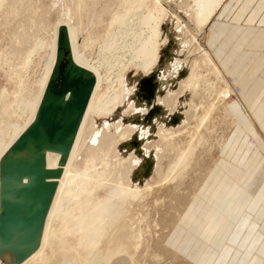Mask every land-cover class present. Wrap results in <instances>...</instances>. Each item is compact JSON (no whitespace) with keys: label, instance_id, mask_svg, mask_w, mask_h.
Listing matches in <instances>:
<instances>
[{"label":"bare ground","instance_id":"bare-ground-1","mask_svg":"<svg viewBox=\"0 0 264 264\" xmlns=\"http://www.w3.org/2000/svg\"><path fill=\"white\" fill-rule=\"evenodd\" d=\"M64 1L65 0H55L53 6H50V10L47 8L49 15L51 16V12L59 5L62 7ZM67 1L70 3V6H66L67 8L63 7L65 12L63 11V17H61L62 20L60 17L61 21L58 20L59 23H61L57 24L58 26L55 31H52L53 36L48 40L47 32L49 29H52V23L49 18L48 21H46L41 15L43 10L41 4H34L36 2H33V0H0V73L4 74L12 84L18 85L20 91L25 86V71L30 65H32L34 57L38 55L42 48L46 47V49H50L53 55L52 58L55 60L57 33L60 25H64L67 28L72 55L78 65L81 64L82 60L85 58L88 48H92V45L89 47V44H87L88 48H85L86 51L83 52V54H80L78 52L80 48L76 45L79 41V36H81L80 33L83 31H80V28H77L74 32H71V28L74 18L79 20L86 17V19L91 21L96 13V5L102 0ZM116 1L118 3V8L116 6L115 12L113 10L114 15H111L112 17L110 18V30L107 35L106 33L104 35V37L106 36V39L103 40L104 45L101 46L100 51H102L103 55H109L111 59L118 62L117 66L120 68L117 74V80L120 89H117L118 91L114 90L113 94L110 96L103 97L98 101L94 100L95 91L100 82L99 78L95 76L96 88L94 87L93 89L87 109L74 140V143L81 148L88 146L85 149L86 154L83 162L85 163L84 168L87 167L86 170H92L93 167L99 163L104 166L102 169L99 168L100 170H95L92 175H88L92 176V178L83 176L85 179L81 181V183H83L80 185L83 186L81 189V197H85L83 200L79 199L74 205L73 201L75 203V200L72 199V207H75L81 212L80 214L78 212L80 216L76 215L77 212L72 211L71 206L64 209L61 216L54 213L55 211L53 210L55 205L58 207L60 203L63 205V202H68L64 195L67 194V189H70L68 187L73 186V184L77 182L75 179L74 181H69L65 177H60L57 181V190L44 227H46L48 230L47 232L51 235L50 238L52 239V243L54 242V245L51 243L52 247L55 246V242L58 241V243L64 244L61 247L62 250H59V252H64L61 253L63 255L65 254V257H63L60 262L58 261L59 264H129L127 260V258L130 259L129 256H124V261L121 260L120 262H115V258H112V261H109V256L113 253L115 247L120 241L118 239L122 237L121 230L120 228L116 229V225L125 214L131 212L136 213L139 211L141 206H143L142 203L145 205L146 201H148L147 199H150L149 197L153 195V193L161 192L165 187L171 185L180 187L185 179L187 169L185 166L189 164L186 163L187 158L192 157L196 153L198 154V151L202 149H199L198 147V150H196L195 146L192 149V146L190 147V145H187L189 146L187 147L186 144H184V141H186L187 138L186 140H181L179 144L173 143L172 140L175 139L174 133L172 131L169 132L170 130L167 129V125H169L170 121L172 122V125L174 121L180 122V124H192L195 121L194 119H196V117L194 119H192V117L196 116L197 112H203L204 107L207 105L204 103V100L209 99V94H219V90L216 88L217 86L214 87V82L210 81V77L212 76H215L216 85L224 83L227 87V92L234 99L238 98L237 93L234 92L232 88L233 85H231V81L225 77L226 74L216 63L212 53L198 48L196 49L198 52L196 51L194 54L197 59L196 63H194L195 65H193L194 67L192 66V75L190 74L191 76H189V80L181 83L180 90L177 93L180 96H184L187 92H191L190 94H192L195 99L194 104L196 106L191 110L189 109L190 111L188 110V116L187 113L185 114L179 111L178 99L169 97L162 98L159 96L160 90H157L158 85L155 79H153L152 74L159 67L161 52L167 44V40L163 38V27L169 16L168 10L163 6L162 0ZM226 1L227 0H195L197 9H194L192 13H189V10H186V12L193 16L192 20L194 19V22L198 27L197 29L203 32V30L208 29L211 21ZM72 3L74 5L71 8ZM183 4L186 6L185 3ZM108 9L110 10V8ZM107 12V9L101 10V12H99V20H102V15L104 13L107 14ZM99 23L100 22H98V24ZM85 25L87 26V24ZM5 42L7 43L5 44ZM91 42L93 43L94 39H92ZM108 65L111 66L112 62L109 61ZM81 66L88 69L87 65L84 63ZM131 71H135L137 76L140 74L143 75V77L141 76V85L145 90V98L147 101L151 103V101L156 98L152 107L147 111H143L142 115H150V118H152L156 124L162 119V124L159 123L158 126L159 134L157 135L160 137L158 142L151 141L149 137H154L155 134H151V131L149 130H145L146 132H144V130L139 127H125L123 123L124 119L131 114H135L133 110L135 104L133 105V103L128 106L127 111L124 112L117 124L111 125L108 121L111 118H114L117 111L126 105L132 95V92L128 89V77ZM208 89L210 90L208 91ZM43 91L40 92V96H42ZM22 99L19 98L17 102V107L21 109V114L25 113L26 107L29 105L26 100ZM208 104L212 105V103ZM219 105L228 112V116L231 118V112L228 110L227 105L223 104V102L219 103ZM191 106L193 105L191 104ZM94 117L97 120L103 119L102 121L105 122V126L101 129V132H99L100 128L97 127L98 123ZM247 118L248 116L246 115V119ZM89 126L90 133L88 132L87 134V132H85L86 135H84L83 132ZM110 126L120 130L117 134H111V131L109 130L111 128ZM122 127H124V129ZM191 130H194V128ZM196 131L198 134L199 131ZM191 132L195 133L194 131ZM90 135L94 136L93 141L89 140ZM136 138L137 140H135ZM190 138L193 140L192 137ZM197 142H200L198 141V138ZM74 143L71 151L74 149ZM125 145H130L132 147V151L128 157H123L120 151L121 147H124ZM154 166L155 168H153ZM191 166L192 165H190V167ZM75 167H77V165ZM152 169L154 182L152 181V183H149V188H147L145 192H142L137 187L133 189V181L130 177L135 176L134 178L139 177L144 179L146 173L151 174ZM68 175H70V173ZM79 176L82 177L81 175ZM79 182L80 181H78V184H80ZM80 186L78 187L80 188ZM78 187L77 189H79ZM116 189L120 190L118 192H121L120 195L122 193L126 194L127 191L130 196L132 195L131 199H126L128 198V195L117 198L115 197L116 195L112 196L115 192L112 194L109 193L113 190L116 191ZM105 193L109 194L105 195ZM78 197L80 198L79 195ZM144 200L146 201L144 202ZM126 203L133 206V209L130 210V208H125L124 206ZM59 208H61V206L57 209L59 210ZM73 212L77 217L74 214L73 217L70 215V213L72 214ZM58 224L61 226L59 228L60 231L57 230V227L59 226ZM55 225L56 227H54ZM111 227H115L113 233H110L109 231ZM60 237H62L61 240ZM56 246L58 245L56 244ZM60 246L61 245L59 244V247ZM59 247L56 248L59 249ZM177 259H179L178 256Z\"/></svg>","mask_w":264,"mask_h":264},{"label":"rangeland","instance_id":"rangeland-1","mask_svg":"<svg viewBox=\"0 0 264 264\" xmlns=\"http://www.w3.org/2000/svg\"><path fill=\"white\" fill-rule=\"evenodd\" d=\"M54 1L55 0H38V1L33 0V2H36L34 4L42 5L43 10L41 15L44 17L46 21H48L49 18L50 22L52 23V29H49L47 32L48 40H50L51 37L53 36V32L58 26L57 24L61 23V22L59 23L58 20H60V18L63 17V13L65 12L63 7L67 8L66 6H70V3H68V1L65 0L64 3H62L63 4L62 7H60V5L56 7L51 12L52 14L50 16L48 10H50L49 9L50 6L51 7L53 6ZM183 3H185L186 6H184ZM162 4L168 10V14H169L163 27V38L167 40V44L161 52V60L159 67L154 71L152 77L153 79H155L158 85L157 90H160L159 96H161L162 98L169 97L173 99L175 98L178 99V101L177 100L175 101H177L179 104V111L185 114L187 113L188 116V110L189 109L191 110L196 106L194 104L195 99L193 98V95L190 94L191 92H187V94L184 95L185 97L180 96L177 93L180 90L181 83L189 80L190 79L189 76L192 75V70H193L192 66L195 65L194 63H196V59H197V57L194 55L195 52L197 51L196 49L198 48L201 50L209 51L205 46L207 33H209V30L208 29L203 30L202 32L199 29H197L198 27L196 26L194 19L192 20L193 16L189 15L190 12L192 13L194 9L195 10L197 9L195 5V0H162ZM73 5L74 4L72 3L71 8L73 7ZM116 6L118 8V3L116 0H102L96 5L95 7L96 13L94 14V17L91 19V21L89 19H86V17H83L82 19L79 20L74 18L71 28V32H74V30L77 28L78 29L80 28V31H83L80 33L81 36H79L80 38L76 45L78 48H80V50H78L80 54L81 53L83 54V52L86 51L85 48L87 47V44H89V47L90 45H92V48L87 47L88 51L86 52L85 58L82 60V63L79 65L81 66L83 63L86 64L87 68L94 74V76L99 78L100 82L98 84V87L94 95V100L96 101L102 99L103 97L110 96L113 94L114 90L120 89L117 80V74L120 68L117 66L118 62L115 61L114 59H111L109 55L108 56L103 55L102 51H100L101 46L104 45L103 40L106 39L105 38L106 36L104 37V35L105 33L107 35L110 30L109 29L111 23L110 18L114 15ZM107 7L110 8V10ZM103 9L108 10L107 12L108 15L104 13L102 15V20H99V12H101V10ZM186 10L187 11L189 10L188 11L189 13L186 12ZM98 22L100 23L98 24ZM85 24H87V26ZM92 39H94L93 43L91 42ZM6 43L7 42H5V44ZM80 44L84 45L85 47ZM49 50L50 49H46V47L42 48L39 51L38 55L34 57L32 65H30L29 68L25 71L24 85L26 87L24 86L21 91L18 85L12 84V82L8 80V78L4 74L0 73V157L4 153V151L12 144V142L18 137V134H20L34 118L35 112L37 110V107L41 99V96L39 94L44 90L43 88L47 83L52 66L54 64L53 61L54 59L52 58L53 57L52 51ZM109 61L112 62L111 66L108 65ZM141 76L143 77V75L140 74L137 76L135 71H131L128 77V82H129L128 89L130 92H132L131 93L132 95L130 96L129 101H127L126 105L117 111L114 118H111L108 121L110 122L111 125L117 124V122H119L124 112L127 111L128 106L133 103V105L135 104L134 105L135 107H133L135 114H131L129 117H126L124 119L123 123L125 127L128 126L139 127L142 128L144 132L149 130L151 131V134L156 135V136L154 135V137L153 136L149 137L151 141L153 140L158 142V140L160 139L159 135H157L159 134L158 126L159 123L162 124L163 121L161 119L159 120L160 122L156 124L154 120L150 118L151 117L150 115H145V116L142 115L143 111H147L152 107V104L153 102H155L156 98L153 99L151 103L147 101V99L145 98V94H146L145 90L141 85V80H142ZM106 77L109 79H107ZM225 77L229 79L226 75ZM215 80H216L215 76L210 77V81L214 82L215 84L214 87L217 86L216 88L219 90V94L218 93L209 94V99L204 100V103H206L207 105L204 107L202 113L201 111L197 112L196 116L192 117V119L196 117V119H194L195 121L192 124L191 123L180 124V122L174 121L172 125V122L170 121L171 123L169 122V125H167V129L170 130L169 132L172 131L174 133L175 139L172 140L173 143L179 144L181 140L183 139L186 140L187 138V140L184 141L185 143L183 142L184 144H186V146L190 145V147L192 146V149L195 146L196 150H198V147L199 149L202 148L201 150L198 151V154L196 153L193 156L191 155L192 157H188L189 160L187 158L186 163L189 164L188 165L186 164L187 166H185V168L187 169L185 173L184 182L180 187H176V185H171L165 187L161 192L153 193V195L149 197L150 199H147L148 201L144 200V202L146 201V203L145 205L142 203L143 206H141L139 211H137L136 213L134 212L127 213L123 216L120 222L116 225V229L120 228L122 237L118 239L120 241L115 247L113 253L109 256V261H112V258H115L116 259L115 262H120L121 260L123 261L125 260L124 256H129L130 259L127 258L129 264H197L183 257L188 255V247L193 246L196 243V239H197L196 235L187 236L185 231L186 229L191 228L190 223L195 217H197L198 214H200L204 205L203 202H200L196 205L193 204L190 205V203L194 199L196 193L198 192L203 182L207 179V176L212 171L213 167L218 162L217 156H219V152L223 149L227 141V138L230 134V131L238 125L239 121L235 117L234 111L231 108L232 105L231 102L234 101L233 103H238L239 105V96L241 95L242 92L241 87L231 82V85H233L232 88L234 92H236L238 95L237 96L238 98L234 99L227 92L226 85L224 83H219L216 85ZM209 90L210 89H208V91ZM19 98L22 100H26L27 103L29 104L26 107L25 113L23 114H21L20 111L21 109L17 107V102ZM13 102L15 103L16 106L14 105ZM222 102L223 104L227 105L228 110L231 112V118L230 116H228L229 115L228 112H226L222 108V106L220 107L219 103ZM208 103H212V105H209ZM191 104L193 106H191ZM243 112H244L243 113L244 117L246 119L247 113L244 109ZM94 119L96 118L94 117ZM102 120L96 119L98 123L97 127L100 128L99 132H101V129L104 128L105 126L104 125L105 122ZM246 121H248V119H246ZM195 125H196V129H195ZM110 127L111 128L109 130L111 131L110 132L111 134H117L118 131L120 130V129L118 130L115 129L112 126ZM122 128L124 129V127ZM193 128L194 130H191ZM190 130L194 132L198 130L199 133L197 134V131L193 133ZM85 132H87V134L88 132L90 133V126L87 127V129H85V131L83 132L84 135H86ZM190 137H192L193 140ZM197 138L198 141L200 142H197ZM93 139L94 136L90 135L89 140L93 141ZM135 140H137V138ZM87 147L88 146L81 148L80 146L74 143V149L68 155L66 164L63 166L61 177H65L69 181H74L75 179V181L77 182H75V184L71 186L72 188L68 187L70 188L67 189L69 193L67 192V194L64 195L65 199L68 200V202L65 201L63 202V205L60 203L58 206V207L61 206L62 209L59 208V210L61 209L59 211L57 209L58 208L57 205L54 206L55 208L53 211H55L54 213H56V215L61 216L64 212V209L69 208L70 206L72 207L73 200H75V203L73 201V205L76 204V202H78L79 199L83 200L85 196L81 197L82 195L81 189L83 187L80 186L83 183V182L81 183V181H83L85 177L92 178V176H88V175L90 174L92 175V173L95 170H100L99 168L102 169L104 166L103 164L101 165L99 163L97 164L98 167L97 165H95L96 168L93 167L92 170H86L87 167L84 168L85 163L83 162L86 154L85 149ZM131 149L132 147L130 145H125L124 147H121L120 151L122 153V156L128 157V155L132 151ZM59 159L60 156L58 154L49 153L47 155L48 167L56 168L58 166ZM78 162L79 164L82 165H79ZM76 165L78 168L75 167ZM78 165L83 167H79ZM190 165L192 166L190 167ZM153 168H155V166ZM85 171H89V172L92 171V172L89 173ZM152 172L153 169L151 170V174L146 173L144 179L136 177L137 178L136 180V178H134L135 176L130 177L131 180L133 181V189L137 187L142 192H145L147 188H149V183H152V181L154 182ZM69 173L70 175H68ZM79 175H81L82 177H80ZM78 181H80L79 182L80 184H78ZM77 185L80 186V188ZM77 187L79 189H77ZM119 191L120 190L116 189V191L113 190L112 192L109 193L112 194L113 192H115L114 195L112 194V196L116 195L115 197L117 198H119L120 196L128 195L127 196L128 198L126 199H131L132 195L130 196V194L127 193V191L126 194L122 193L121 195H120L121 192L118 193ZM109 193H105V195ZM77 194L80 196V198L78 197ZM124 207L128 209L130 208V210L133 209V206L129 205V203H126ZM71 209L72 211L77 212L76 213L77 216L81 213L75 207H72ZM74 212L72 214L70 213L72 217L75 215ZM180 219H181L180 224L182 225V227L181 229L176 230V225L178 224ZM54 227H56V225ZM60 227H61L60 225L57 227L58 231H60L59 229ZM44 230L42 234L41 243L37 251L34 252L21 264H59L58 261L60 262L61 259L65 257V254L64 255L62 254L64 252L62 251H61L62 253L59 252V250H62L61 247L64 244L58 243L59 242L58 241L55 242V246L57 244L58 246L56 247H59L60 244L61 246L59 247V249L56 248L55 246L52 247V244L54 245V242L52 243V239L50 238L51 235L49 234V232H47L48 230L46 229V227H44ZM109 231L110 233H113V231H115V227H111ZM173 232L175 233L172 242H169L168 245L167 244L169 241L168 237L170 236V233L172 234ZM61 238L62 237H60V240ZM182 239H185V242H183V245L180 246V241ZM178 250L179 253L177 252ZM176 255L178 256L179 259H177ZM260 255L261 257L263 256L264 258V252H260ZM259 262L260 261L258 260L256 264H260ZM0 264H6V263L0 260Z\"/></svg>","mask_w":264,"mask_h":264},{"label":"crops","instance_id":"crops-1","mask_svg":"<svg viewBox=\"0 0 264 264\" xmlns=\"http://www.w3.org/2000/svg\"><path fill=\"white\" fill-rule=\"evenodd\" d=\"M208 30L205 46L241 87V107L231 102L238 125L190 203L204 207L185 231L197 239L183 257L197 264H264V0H227Z\"/></svg>","mask_w":264,"mask_h":264},{"label":"water","instance_id":"water-1","mask_svg":"<svg viewBox=\"0 0 264 264\" xmlns=\"http://www.w3.org/2000/svg\"><path fill=\"white\" fill-rule=\"evenodd\" d=\"M94 74L72 55L67 28L32 121L0 157V260L21 264L39 248L45 221L95 87ZM60 156L58 166L47 155Z\"/></svg>","mask_w":264,"mask_h":264}]
</instances>
